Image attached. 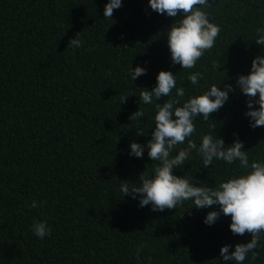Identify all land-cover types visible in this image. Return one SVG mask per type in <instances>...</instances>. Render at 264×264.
<instances>
[{"label":"trees","instance_id":"16d2710c","mask_svg":"<svg viewBox=\"0 0 264 264\" xmlns=\"http://www.w3.org/2000/svg\"><path fill=\"white\" fill-rule=\"evenodd\" d=\"M106 2L0 0V264H149L148 257L150 264H225L221 245L251 237L233 235L228 216L205 225L204 215L218 206L197 209L186 201L152 211L122 197L119 185L138 183L156 163L147 150L141 158L127 151L130 141L150 138L155 110L138 97L161 69L174 72L185 99L213 83L232 84L222 108L208 121L196 119L192 139L199 143L214 125L226 144L237 132L249 160L264 158V126L249 127L245 96L235 88L237 75L264 52L254 41L264 0H211L220 32L192 69L170 61L164 31L173 17L151 10L147 0H122L105 18ZM78 32L83 43L74 50L67 42ZM138 64L147 72L132 81L130 65ZM195 71L204 73L199 87L187 79ZM138 107L142 122L130 120ZM186 163L176 174L210 186L242 171L238 162L204 168L195 152ZM33 199L38 206L27 208ZM37 218L51 228L43 240L29 228ZM244 264H264V250Z\"/></svg>","mask_w":264,"mask_h":264},{"label":"clouds","instance_id":"9594fccd","mask_svg":"<svg viewBox=\"0 0 264 264\" xmlns=\"http://www.w3.org/2000/svg\"><path fill=\"white\" fill-rule=\"evenodd\" d=\"M147 3L158 14L174 18L164 31L171 63L179 64L180 69L194 68L204 52L214 46L220 32V26L210 19L208 9L211 0H147ZM121 6L122 0H107L103 6V16L112 18L113 10ZM260 25L254 41L264 48V20ZM82 43L78 32L68 40L67 46L75 50ZM212 68L216 70L218 65L213 62ZM146 72L147 68L138 64L135 67L130 65L128 74L135 81ZM187 79L191 85L199 87L204 73L190 72ZM140 88L139 101L152 105L155 110L154 126L150 128V138L145 143L129 142L127 154L141 158L147 150L148 158L156 163L150 171L144 170L139 174L138 183L129 184L121 180L119 190L122 197L137 200L138 207L149 206L152 211L159 212L176 208L186 201H191V206L197 209L218 206L204 215L202 222L205 225H213L221 215L228 216V228L233 235L248 233L251 237L246 242L221 245L220 259L225 264H244L246 259L257 257L264 250V158L249 160L239 134L234 131V139L226 144L214 131V125H209V131L199 137V143L192 139L196 133V119L199 117L208 121L210 114L217 112L228 101L229 93L235 90L234 86L223 81L213 83L185 99V88L177 85L174 72L161 69L156 73L155 84L150 89ZM235 88L245 96L243 115L248 119L249 127L264 126V52L252 58L247 73L237 75ZM162 97H166L163 103L158 102ZM140 117H145V112L138 107L130 115V120L142 122ZM193 152L200 157L204 168H209L214 161H223L225 165L238 162L242 171L211 186L187 172L176 174L175 169H183ZM25 206L32 209L38 205L33 199ZM29 228L41 240L51 234L45 219H33ZM144 247L143 241L135 246L137 259ZM147 259L150 264L151 258Z\"/></svg>","mask_w":264,"mask_h":264}]
</instances>
